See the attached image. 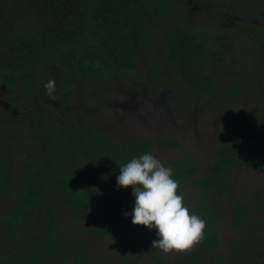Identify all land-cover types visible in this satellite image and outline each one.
Listing matches in <instances>:
<instances>
[{"label": "trees", "instance_id": "obj_1", "mask_svg": "<svg viewBox=\"0 0 264 264\" xmlns=\"http://www.w3.org/2000/svg\"><path fill=\"white\" fill-rule=\"evenodd\" d=\"M198 1L0 0V82L21 92L13 100L19 115L0 117V197L10 203L0 222V264H110L92 260L86 241L126 230L131 216L125 213L133 210L135 198L133 186L117 187L120 164L154 153L153 141L114 139L72 111L75 97L69 88L74 84L58 79L56 69L85 82L112 75L143 80L138 60L144 50L156 80L167 87L214 92L213 68L241 64L237 27L259 43L264 25H192L176 8ZM221 17L230 19L223 10ZM258 77L243 80L229 98ZM49 78L56 81L52 96L43 87ZM260 113L246 116L245 126L228 116L205 174H198L188 156L165 164L180 181L183 197V187L192 180L199 198L188 207L206 221L202 239L181 251L174 264H212L213 258L215 264H264V186L250 199H238L232 225L240 236L231 240L226 254L216 255L217 221L229 192L225 175L247 153L251 167L264 170V143L254 148L261 136ZM160 145L169 150L179 142L167 137ZM156 264L167 263L157 257Z\"/></svg>", "mask_w": 264, "mask_h": 264}, {"label": "rangeland", "instance_id": "obj_2", "mask_svg": "<svg viewBox=\"0 0 264 264\" xmlns=\"http://www.w3.org/2000/svg\"><path fill=\"white\" fill-rule=\"evenodd\" d=\"M178 6V13L192 25L225 27L229 21L264 25V0H199L193 7ZM222 10L230 19L221 17ZM237 32L242 35L243 47L237 53L241 64L233 69L213 68L218 83L214 92L200 93L182 86L167 87L156 80L155 69L150 66L144 50L138 60L145 74L141 81L130 82L123 75H112L106 80L85 82L69 77L65 72L60 73L58 69L56 75L58 79L63 77L74 84L69 88L75 97L71 104L72 111L96 123L107 136L117 140L149 138L153 141L154 154L164 164L188 156L198 166V174L203 175L208 171L220 143V129L229 126V115H233L237 125L245 126L246 116L259 110L261 120L257 126L261 136L254 148L264 143V41H253L249 34L238 27ZM160 36L166 37L165 33ZM159 49L163 51L164 47L159 45ZM254 75L259 77L245 85L235 99L229 98L228 94L233 88ZM20 95L19 89L0 82V117L9 118L10 113L4 103L9 104ZM224 101L226 104L222 107L213 108ZM167 137L178 141L179 146L169 150L163 148L160 142ZM249 155L247 153L225 175L229 192L217 221L220 238L217 256L226 254L231 240L240 236L232 225L233 210L238 199L245 197L248 200L255 189L264 186V170L253 169ZM183 193L187 206L194 205L199 198L192 180L183 187ZM9 205L0 197V222ZM157 238L155 230L133 224L129 218L122 234L88 240L86 250L92 260L110 264H133L132 259L136 260L135 264H156L157 257L165 259L167 264H174L181 251L165 254L158 248H152ZM211 262L215 264L216 259L213 258Z\"/></svg>", "mask_w": 264, "mask_h": 264}, {"label": "clouds", "instance_id": "obj_3", "mask_svg": "<svg viewBox=\"0 0 264 264\" xmlns=\"http://www.w3.org/2000/svg\"><path fill=\"white\" fill-rule=\"evenodd\" d=\"M43 87L45 94L52 96L56 91L55 79H47ZM130 185L135 204L125 215L131 216L133 224L156 231L158 238L152 248L168 254L190 249L202 239L206 221L185 204L179 192L180 181L154 153L145 152L120 164L117 187Z\"/></svg>", "mask_w": 264, "mask_h": 264}, {"label": "flooded vegetation", "instance_id": "obj_4", "mask_svg": "<svg viewBox=\"0 0 264 264\" xmlns=\"http://www.w3.org/2000/svg\"><path fill=\"white\" fill-rule=\"evenodd\" d=\"M129 81L132 82L133 80H129ZM139 81H141V80H139ZM200 93H202V92H200ZM4 107L8 110V112L10 113V115L16 116V115H19V113H20V111L18 110V108H16V107L13 106V101H11L9 104L8 103H4Z\"/></svg>", "mask_w": 264, "mask_h": 264}]
</instances>
